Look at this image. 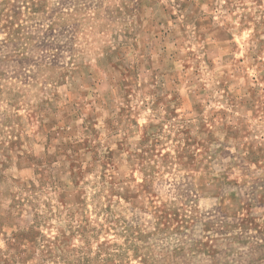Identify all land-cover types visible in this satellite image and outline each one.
I'll list each match as a JSON object with an SVG mask.
<instances>
[{"label": "rangeland", "instance_id": "rangeland-1", "mask_svg": "<svg viewBox=\"0 0 264 264\" xmlns=\"http://www.w3.org/2000/svg\"><path fill=\"white\" fill-rule=\"evenodd\" d=\"M29 24L60 80L0 105V264H264V0H46Z\"/></svg>", "mask_w": 264, "mask_h": 264}, {"label": "trees", "instance_id": "trees-1", "mask_svg": "<svg viewBox=\"0 0 264 264\" xmlns=\"http://www.w3.org/2000/svg\"><path fill=\"white\" fill-rule=\"evenodd\" d=\"M45 2L46 0H0V35H2L0 38V105L6 104L10 108L25 105V92L29 87L40 85L43 82L57 84L60 80V66L55 64L54 60L52 63L46 62L44 56L46 53H54L53 58L59 57L57 48H49L52 44L48 41L38 42L36 37L42 33L41 28L29 24L44 12ZM52 15L54 22H50L47 28L50 30L55 26V19L58 17L60 21L61 18L60 11ZM14 125L7 109L2 110L0 107V161L10 148L18 144V141L14 140L16 131ZM221 212L225 213L223 209ZM225 215L227 218L234 217V214L225 213ZM159 216L160 220H152L148 223V227L153 233H166L168 231V226L165 225L167 220L163 218L166 214L161 212ZM196 224L190 223L188 227L192 228ZM122 229L135 232L136 235H142V231H147L142 230L140 225H131L126 221ZM152 232L148 233L153 234ZM11 235L17 238L25 236L26 233L15 232ZM13 246L19 249L18 252L21 251V244Z\"/></svg>", "mask_w": 264, "mask_h": 264}]
</instances>
